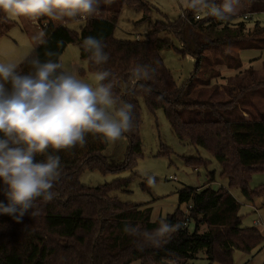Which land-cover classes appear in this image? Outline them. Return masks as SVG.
<instances>
[{
	"label": "trees",
	"instance_id": "obj_1",
	"mask_svg": "<svg viewBox=\"0 0 264 264\" xmlns=\"http://www.w3.org/2000/svg\"><path fill=\"white\" fill-rule=\"evenodd\" d=\"M102 1L97 12L83 19L78 31L65 26L74 18L54 20L41 16L36 20L38 27L44 23L39 29L41 39L34 43L29 30L22 25L21 30L33 42V48L16 70L21 74L30 73L33 69L29 61L36 57L41 62L49 59L59 62L66 46L75 44L80 60L86 62L85 71L79 70V75L94 74L99 70L112 72L117 96L135 105L133 129L122 135L126 141L123 160L119 165H109L103 156L107 141L93 134H87L86 143L73 149L54 152L49 148L45 154L38 155L37 161H44L48 154L60 157L61 174L52 189L57 195L51 201L37 198L36 208L32 210L37 214L31 216L29 210L20 223L8 215H0V264H194L199 254L207 264H234L235 251L250 254L259 246L264 248V238L257 228L241 226V216L233 207L236 200L230 192L237 189L249 202L264 196V184L249 187L251 176L264 171V111L257 117L254 109L243 106V110L238 111L236 105L237 97L243 95L244 98L249 90L264 85V82L254 79L251 86L241 84L244 81L241 78L235 87H225L233 100L226 98L223 102L202 101L207 98L200 99V90H197L210 87L211 81L219 77V72L213 68L226 64L228 70H237L241 66L236 55L211 58L206 52L213 45L227 41L238 51H263L264 29L256 25L243 36L242 20L230 28V24L237 20L235 16L226 21L210 16L202 18L186 7L180 8L179 16L173 21L149 23L152 8L144 0ZM242 4L244 13H264V0H245ZM123 7L140 13V22L149 23L151 32L144 41H120L113 37ZM196 16L199 18L195 19ZM12 24L6 14L0 12V38L7 35ZM164 32L178 43L177 53L195 59L194 72L182 87L176 85L161 58L162 51L172 47L169 38L161 37ZM88 36L103 38L109 55L106 64L98 66L89 60L90 53L82 47ZM48 52L55 55L49 57L46 55ZM138 63L152 65L157 74L153 79L141 82L151 91L136 88L134 94H129L131 69ZM247 73L251 77L255 75L251 71ZM194 89L196 92L193 94ZM216 90L222 92L218 87ZM138 98L143 100L150 113L163 112L179 141L204 150L219 165V176L227 182L226 187L212 189L209 183L213 182V173L210 172L209 181L202 188L178 190V205L163 220L173 224L179 222L183 228L158 248L147 246L139 249L135 238L123 231L125 224L139 225L148 231L159 226L162 219L151 221L149 203L133 205L111 195L113 192H127L137 176L132 170L137 158L142 156ZM233 105L236 110L234 116L221 114ZM202 109L209 110L212 118L182 119L183 111ZM163 151V154H168L167 148L164 147ZM184 163L197 169L206 168L211 161L194 157L184 158ZM123 170L131 172L129 177L96 187L79 182L84 171H98L104 175ZM145 184H142V190H148ZM0 202L6 203L2 190Z\"/></svg>",
	"mask_w": 264,
	"mask_h": 264
},
{
	"label": "clouds",
	"instance_id": "obj_2",
	"mask_svg": "<svg viewBox=\"0 0 264 264\" xmlns=\"http://www.w3.org/2000/svg\"><path fill=\"white\" fill-rule=\"evenodd\" d=\"M183 4L199 15L226 21L236 14L240 0H183ZM98 5L99 0H0V12L11 19L47 16L62 20L87 18L99 10ZM82 47L95 65L108 62L103 38L88 36ZM29 62L33 71L28 74L18 72L14 63H0V190L6 199L0 202V215L17 223L29 210L31 216L37 214L32 211L37 198L51 201L57 195L52 189L61 174L60 157L48 154L44 161H37L38 155L49 148L57 152L83 145L87 134L114 142L132 131L135 107L117 96L112 83L115 76L108 70L96 71L89 83L76 72L63 71L58 61L41 62L36 57ZM156 74L150 64L134 65L129 94L136 88L151 91L141 82ZM147 182L155 185V177L148 176ZM182 228L179 222L162 219L152 231L131 224H125L123 231L143 249L162 246Z\"/></svg>",
	"mask_w": 264,
	"mask_h": 264
},
{
	"label": "rangeland",
	"instance_id": "obj_3",
	"mask_svg": "<svg viewBox=\"0 0 264 264\" xmlns=\"http://www.w3.org/2000/svg\"><path fill=\"white\" fill-rule=\"evenodd\" d=\"M152 8L149 23L166 22L175 20L180 14V8L184 7L183 0H144ZM118 2V0H117ZM245 0H240L238 11L234 15L239 19L242 13L245 12L243 7ZM103 4L99 0V5ZM7 19L13 24L6 36L0 38V63H14L18 66L31 52L33 42H38L41 39L40 27H38L37 19L20 17L11 19L6 15ZM200 17H204L200 15ZM246 17V19H244ZM40 18V17H39ZM244 21V29L242 35L249 34L253 28L257 27L264 29V13H244L241 17ZM84 18L76 17L73 22L66 23L70 30L78 31L83 23ZM142 15L135 13L133 10L123 7L118 16L117 24L113 33V37L120 41H144L146 36L151 32L149 23L140 22ZM46 23V22H45ZM236 24V23H233ZM22 25L25 26L33 40L29 39L22 30ZM236 25L230 24V28ZM161 37L169 38L172 42V47L161 53V58L165 67L170 71L176 85H182L188 80L194 72L195 59L190 56L182 57L176 52L179 47L176 40L167 33L161 34ZM229 42V41H228ZM233 47L227 41L219 42L213 45L206 53L211 58H224V56L236 55L240 60V68L237 70H228L226 64L217 68H213L219 72V77L212 80L210 87H202L199 98H207L202 101H226L233 100L229 96V90L225 87H235L241 78L243 83L253 85V80L264 82V51H245L241 52ZM59 63L62 64L63 71L76 72L79 75V70L85 71L86 62L80 60L79 51L75 44L66 46L63 54L60 56ZM248 71L255 75L251 77ZM247 73V74H246ZM93 74L85 73L79 75V78L85 82L91 83ZM222 90L218 92L216 89ZM226 89V90H224ZM224 90V91H223ZM239 91L236 90V93ZM196 89L192 91L194 94ZM198 92V91H197ZM227 98V99H226ZM237 110H243V106L252 108L260 117L264 111V85L253 87L243 98H236ZM140 106V130L139 136L141 141L142 156L137 158L132 171H135L137 176L131 182L127 192H113L111 195L116 196L121 202H128L133 205H143L149 203L151 207V221L158 218L163 219L167 214H171L178 205L177 191L184 187L202 188L209 181V173H213V182L209 183L212 189H217L220 186L226 187V180L220 178L219 165L202 149L190 146L187 142L179 141L172 130L170 129L163 112L157 110L154 114L150 113L141 98H138ZM231 108V109H230ZM228 108L226 112H222L226 117L234 116L236 110L234 105ZM201 118L210 119V111L207 109L183 111L182 119L185 121H196ZM167 148L168 154H163V148ZM126 150V141L121 136L120 139L111 142L107 141V147L103 151V156L109 165H119L124 157ZM201 157L208 159L211 163L206 167L192 169L185 165L184 158ZM131 172L129 170L120 171L117 174H101L98 171H84L79 176V182L84 186L96 187L104 183H110L114 179L127 178ZM155 177V185L150 186L147 182V177ZM146 182V184H145ZM145 184L148 190H142V184ZM264 184V171L255 173L251 176L249 187L254 188ZM231 194L242 203L239 206V214L241 215V225L244 227H255L264 238V207L263 197L253 199L252 202L246 201L237 189L230 190ZM251 205L257 209L256 213H252ZM184 209V205L181 206ZM256 222V224L254 223ZM191 228V225L189 226ZM203 227L201 228L202 231ZM256 253V252H254ZM199 257L202 254L198 255ZM253 257V258H252ZM200 260V259H199ZM234 264H262L264 262V249L261 248L258 253L247 255L239 251L233 254ZM132 264H139L134 262Z\"/></svg>",
	"mask_w": 264,
	"mask_h": 264
},
{
	"label": "crops",
	"instance_id": "obj_4",
	"mask_svg": "<svg viewBox=\"0 0 264 264\" xmlns=\"http://www.w3.org/2000/svg\"><path fill=\"white\" fill-rule=\"evenodd\" d=\"M242 19H237V20H234L233 22H232V25H236L238 22H240ZM243 21V20H242ZM244 22V21H243ZM233 23H236V24H233ZM244 29V28H243ZM245 51H251V52H254V51H258V52H260L259 50H244V51H240L239 53H241V52H245ZM264 51V50H263ZM234 197V196H233ZM235 198V197H234ZM236 200V199H235ZM236 203H238V205L239 206H241L242 205V203H240L238 200H236L235 201ZM263 203H264V201H263ZM238 209V214H239V207L237 208ZM250 209L252 210V213H256L257 212V209H256V207L255 206H253V205H251V207H250ZM240 215V214H239ZM241 216V215H240ZM242 226V225H241ZM242 227H244V226H242ZM261 248H263L262 246H259V247H257L255 250H253L250 254H252L253 253V256H254V254H256V253H258V251H260L261 250ZM264 249V248H263ZM254 252H256V253H254ZM250 254H247V255H250ZM253 258V257H252ZM200 259V260H199ZM193 263L194 264H207L206 263V261L203 259V256H201V257H199L198 256V259L197 260H195V261H193ZM264 262H262V264H263Z\"/></svg>",
	"mask_w": 264,
	"mask_h": 264
},
{
	"label": "built area",
	"instance_id": "obj_5",
	"mask_svg": "<svg viewBox=\"0 0 264 264\" xmlns=\"http://www.w3.org/2000/svg\"><path fill=\"white\" fill-rule=\"evenodd\" d=\"M198 18H199L198 16L195 17V19H198ZM244 19H246V17H244ZM233 207L234 208H238L239 207L238 203L235 202V204L233 205ZM263 207H264V203H263ZM254 223L256 224V222H254Z\"/></svg>",
	"mask_w": 264,
	"mask_h": 264
}]
</instances>
